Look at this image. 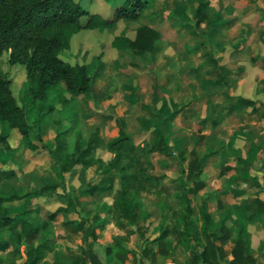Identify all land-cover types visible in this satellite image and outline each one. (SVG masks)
<instances>
[{"label":"rangeland","instance_id":"1","mask_svg":"<svg viewBox=\"0 0 264 264\" xmlns=\"http://www.w3.org/2000/svg\"><path fill=\"white\" fill-rule=\"evenodd\" d=\"M91 1L93 11L110 16V5L120 0ZM147 1L148 5L135 20L120 19L108 27L70 32L68 45L59 55L68 63H84L88 67L92 75L90 91L64 93L71 110L64 109V105L54 102L55 98L51 96L55 111L38 126L32 125L27 137H18L11 151H0V169L16 172L11 179L0 177V188L13 186L29 190L39 185L42 178L49 177L65 183L75 204L74 210L51 218L48 211L60 204L56 198L32 199L28 206H39L38 214H20L22 200L7 203L9 214L15 217L13 230L19 232L34 227L37 232L16 237L9 235V228L1 229L0 238L6 240L8 246L0 250V264H25L26 252L41 240V232L53 235L55 247L53 251L43 253L36 264H75L79 254L88 253L89 249L97 254L100 264H112L104 255V249L112 246L115 237L125 235L129 229L133 233L122 242L129 249L122 264H203L193 263L191 257L208 244L206 237L199 235L190 241V248L185 249L179 243V235L170 233L166 239L172 243V248L165 253L154 238L166 226L182 227L184 199L181 191L187 189L193 190L187 193L192 218L197 228L202 224L193 195L199 189L198 182L192 179L197 160L202 162L199 181L202 177L216 175L213 166L203 174L204 156L213 153L216 133L211 130L212 119L208 115L207 119H200L202 107L212 102L217 89L223 90L222 85L227 84L224 79L230 71L237 77L234 80L237 82L238 72L246 70L250 64L264 65V1ZM143 25L156 29L159 38L151 51L140 53L128 48L121 37H133L136 29ZM0 75L11 80L12 91L30 123L35 110L25 91L23 68L10 65L7 53H3ZM223 92H220L221 99H224ZM208 109L206 113L214 111ZM75 112L78 115L76 128L84 139L93 126L99 127L100 135L107 143L122 132H132L136 142L142 138L151 141L161 130L171 146L173 154L170 156L162 152L150 153L151 172L165 175V178L142 194L134 220L114 219L103 210L105 202L111 203L117 183L107 193L84 194L78 171L62 173L58 165L49 160L47 150L53 145L54 121L60 120L64 126L72 125ZM146 124H155L157 129L140 133L138 127ZM204 130L211 131L203 136ZM0 132H10L5 123H0ZM36 133L41 141L36 139ZM178 152L183 153V161ZM98 153L102 157L108 155L102 150ZM99 176L94 168L85 171L86 182H96ZM94 215L99 218L93 220ZM81 218L86 219L84 227L88 224L96 226L95 237L88 236L84 240L82 232H76L64 222ZM231 249L230 243L222 244L219 264L228 263ZM85 264H92L89 257Z\"/></svg>","mask_w":264,"mask_h":264},{"label":"trees","instance_id":"2","mask_svg":"<svg viewBox=\"0 0 264 264\" xmlns=\"http://www.w3.org/2000/svg\"><path fill=\"white\" fill-rule=\"evenodd\" d=\"M264 1V0H262ZM91 0H0V56L7 53L10 65H20L24 71L25 91L30 98L34 117L29 123L24 107L19 104L11 88V80L0 75V123H5L10 132H0V151H11L14 141L18 137H27L32 125H39L46 117L55 111V103L70 109L69 99L64 93H87L90 91L92 75L84 63L71 64L60 57L59 52L68 45L71 31L79 29H94L108 27L120 19L135 20L140 12L148 5L147 0H120L112 3L111 15L104 16L91 9ZM128 48L136 52H149L154 48L159 32L147 25L136 29L132 38L121 37ZM264 94V91H263ZM258 99L240 93L231 97L228 111L234 110L240 104L252 106ZM264 103V101H263ZM72 125L64 126L60 120H55V134L53 145L47 150L49 160L58 165L62 173L77 172L81 190L84 194H104L112 191L115 183L118 184L111 203H106L104 211L114 219L134 220L141 204L142 194L149 192L152 187L159 184L165 175L151 172L153 164L149 160L152 152H162L172 155L171 146L159 131L151 141L143 139L136 142L132 133H125L110 142H105L100 135L98 126H93L84 139L77 127V112L73 113ZM264 118V111L262 112ZM150 131L151 127L143 128ZM74 135L73 137L70 135ZM41 141L40 135L35 134ZM202 137V135H201ZM85 142L82 145V142ZM106 151V157L99 155L98 151ZM180 161L185 159L183 153L178 152ZM197 170L192 173L194 182H198L202 162L197 160ZM94 168L100 174L96 182L85 181V171ZM181 170L183 168L181 167ZM16 176L14 169H0V177L11 179ZM181 193L184 199V213L182 227H164L154 238L159 242L163 253L172 248V243L166 239L170 233L179 235V243L185 248H190V241L199 235L207 238L208 244L203 249L195 251L191 257L193 263L219 264L218 257L222 256V244L229 237L228 229L220 224H214L206 210L204 196L199 208V217L202 224L197 228L192 218L193 210L187 193ZM56 198L59 205L54 210L48 211V216L53 218L58 214H67L74 210L75 204L66 190L63 181L52 178H42V182L29 190H22L13 186L0 188V230L10 229V236L20 237L37 232L30 227L16 232L14 215L9 214L7 203L22 200L20 214L34 212L38 214L40 207H29L32 199ZM259 211H264V201ZM98 215L93 216L97 220ZM85 218L68 219L64 222L70 224L76 232H82L85 240L88 236L95 237L96 226L88 224L84 227ZM133 233L129 229L125 235L115 237L112 246H106L104 255L112 264H122L129 249L122 242ZM41 240L31 246L26 252L25 264H36L41 255L51 252L55 247V238L49 232L40 233ZM217 241L219 243H217ZM8 246L6 240L0 238V250ZM232 258L227 264H255L254 258L247 252L245 244L240 239H235L231 249ZM92 264H100L97 254L89 249L88 253L81 252L75 264H85L87 258ZM56 264H61L56 262Z\"/></svg>","mask_w":264,"mask_h":264},{"label":"crops","instance_id":"3","mask_svg":"<svg viewBox=\"0 0 264 264\" xmlns=\"http://www.w3.org/2000/svg\"><path fill=\"white\" fill-rule=\"evenodd\" d=\"M238 73L239 80L235 82L237 77L230 71L224 79L227 84L222 85L223 90L214 92L212 102L207 105L209 109L202 107L200 119H207L208 115L212 119L211 130L216 133L213 153L204 156L203 174L213 166L216 175L202 177L193 195L198 212L203 197L208 196L204 200L206 210L214 224L228 229L226 242L230 248L238 238L255 264H264V211H259L262 206L259 201H264V65L250 64ZM222 91L224 99H221ZM240 93L258 100L252 106H243L240 102L236 109L228 111L231 97ZM207 109L214 111L206 113ZM147 126L151 127L149 133L157 129L155 124L141 125L140 133ZM209 132L204 130L201 134L205 136Z\"/></svg>","mask_w":264,"mask_h":264}]
</instances>
